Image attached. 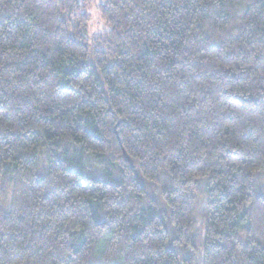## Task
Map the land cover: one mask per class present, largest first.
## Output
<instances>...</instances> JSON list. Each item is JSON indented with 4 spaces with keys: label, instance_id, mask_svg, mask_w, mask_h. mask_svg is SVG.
<instances>
[{
    "label": "trees",
    "instance_id": "16d2710c",
    "mask_svg": "<svg viewBox=\"0 0 264 264\" xmlns=\"http://www.w3.org/2000/svg\"><path fill=\"white\" fill-rule=\"evenodd\" d=\"M0 0V264H264V0Z\"/></svg>",
    "mask_w": 264,
    "mask_h": 264
},
{
    "label": "rangeland",
    "instance_id": "374dc122",
    "mask_svg": "<svg viewBox=\"0 0 264 264\" xmlns=\"http://www.w3.org/2000/svg\"><path fill=\"white\" fill-rule=\"evenodd\" d=\"M83 9H85L89 13L90 21L88 25V32L87 35L92 38L94 35L101 33L102 31L108 29L107 24H105L99 14L98 5L101 0H78ZM197 221L194 228V235L196 237L194 239V243L196 246V255H195V263L202 264L200 258L202 253V238L204 236V229H202V219H203V212L204 207L202 204L198 205L197 207Z\"/></svg>",
    "mask_w": 264,
    "mask_h": 264
}]
</instances>
